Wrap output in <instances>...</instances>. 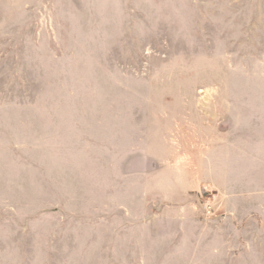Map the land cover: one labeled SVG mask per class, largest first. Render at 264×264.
Here are the masks:
<instances>
[{"label":"rangeland","instance_id":"1","mask_svg":"<svg viewBox=\"0 0 264 264\" xmlns=\"http://www.w3.org/2000/svg\"><path fill=\"white\" fill-rule=\"evenodd\" d=\"M0 264H264V0H0Z\"/></svg>","mask_w":264,"mask_h":264}]
</instances>
